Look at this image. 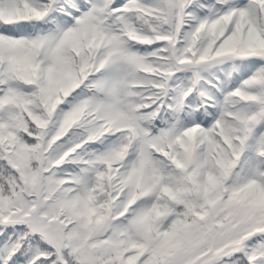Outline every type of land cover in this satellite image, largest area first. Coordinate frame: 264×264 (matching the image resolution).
I'll use <instances>...</instances> for the list:
<instances>
[{
	"label": "snow or ice",
	"instance_id": "snow-or-ice-1",
	"mask_svg": "<svg viewBox=\"0 0 264 264\" xmlns=\"http://www.w3.org/2000/svg\"><path fill=\"white\" fill-rule=\"evenodd\" d=\"M0 264H264V0H0Z\"/></svg>",
	"mask_w": 264,
	"mask_h": 264
}]
</instances>
